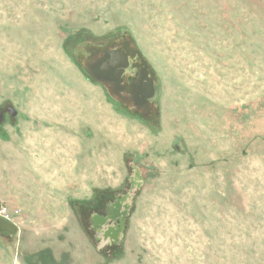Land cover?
Here are the masks:
<instances>
[{"label": "rangeland", "instance_id": "1", "mask_svg": "<svg viewBox=\"0 0 264 264\" xmlns=\"http://www.w3.org/2000/svg\"><path fill=\"white\" fill-rule=\"evenodd\" d=\"M123 40L143 107L87 67ZM6 105L0 264H264V0H0Z\"/></svg>", "mask_w": 264, "mask_h": 264}, {"label": "flooded vegetation", "instance_id": "2", "mask_svg": "<svg viewBox=\"0 0 264 264\" xmlns=\"http://www.w3.org/2000/svg\"><path fill=\"white\" fill-rule=\"evenodd\" d=\"M109 54L118 55L120 58L113 59V64L116 66L104 67L103 64L105 59H108ZM87 67L92 74L100 77V81L104 85L110 87L114 94L125 103L134 104L136 107H143L148 100L153 97H147V95L150 92V89H152V86L154 88V75L147 65L140 61L136 48L127 40L120 41V43L114 48L108 49L104 53L93 58L89 63H87ZM115 71L120 72L118 76L119 78L114 77ZM154 92L155 88L153 89V95ZM10 111V105L4 106L0 111V119L4 116V114H9L12 117L16 115V112L12 115ZM121 202L122 201H119L118 199L112 203L111 207L109 206V211H111V215L114 217L120 209ZM117 204L119 206H117ZM126 205L127 204L123 206L125 207ZM124 212V210L120 211L121 214H124ZM108 214L109 212L104 216L95 215L94 219L96 223L103 224ZM109 228L114 230V234L111 235L110 232L108 233L114 240V236L118 233V231L113 227H108V229ZM108 234L106 238L107 241L109 240L108 236H110ZM104 235H106L105 231L102 230L100 234L102 240Z\"/></svg>", "mask_w": 264, "mask_h": 264}, {"label": "water", "instance_id": "3", "mask_svg": "<svg viewBox=\"0 0 264 264\" xmlns=\"http://www.w3.org/2000/svg\"><path fill=\"white\" fill-rule=\"evenodd\" d=\"M137 53H138L140 61L143 64L147 65L146 61L140 56L139 51H137ZM115 58H120V56L115 55V54H109L108 59H105V62L103 64L104 67L116 66L115 64H113V59H115ZM110 70H112V69H110ZM114 73H115L114 77L115 78H119L118 76H119L120 72L119 71H117V72L115 71ZM153 89L154 88L152 86V89H150V92L148 93L147 97L153 96ZM15 112L16 111L13 109V107H11L10 113L13 115V114H15ZM117 206H119V205L117 204ZM124 214H125V212H124ZM1 232H6V233H8L10 235H13V234H15L17 232V226L14 223L6 221V220H4L3 218L0 217V233ZM116 236H117V233L114 236L115 239H117Z\"/></svg>", "mask_w": 264, "mask_h": 264}, {"label": "built area", "instance_id": "4", "mask_svg": "<svg viewBox=\"0 0 264 264\" xmlns=\"http://www.w3.org/2000/svg\"><path fill=\"white\" fill-rule=\"evenodd\" d=\"M19 215V209L9 208L6 205H0V217L6 221L14 222V219Z\"/></svg>", "mask_w": 264, "mask_h": 264}, {"label": "bare ground", "instance_id": "5", "mask_svg": "<svg viewBox=\"0 0 264 264\" xmlns=\"http://www.w3.org/2000/svg\"><path fill=\"white\" fill-rule=\"evenodd\" d=\"M106 238H107V235H104V238H103V240H102V243L107 242Z\"/></svg>", "mask_w": 264, "mask_h": 264}]
</instances>
